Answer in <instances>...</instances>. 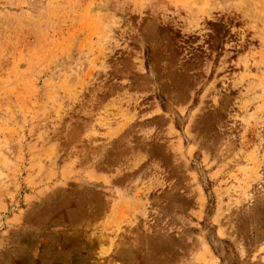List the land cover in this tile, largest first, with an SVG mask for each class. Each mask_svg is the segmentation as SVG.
Returning a JSON list of instances; mask_svg holds the SVG:
<instances>
[{
    "label": "rangeland",
    "instance_id": "obj_1",
    "mask_svg": "<svg viewBox=\"0 0 264 264\" xmlns=\"http://www.w3.org/2000/svg\"><path fill=\"white\" fill-rule=\"evenodd\" d=\"M0 264H264V0H0Z\"/></svg>",
    "mask_w": 264,
    "mask_h": 264
},
{
    "label": "trees",
    "instance_id": "obj_2",
    "mask_svg": "<svg viewBox=\"0 0 264 264\" xmlns=\"http://www.w3.org/2000/svg\"><path fill=\"white\" fill-rule=\"evenodd\" d=\"M177 48H179L178 44H173L170 46V44H167L165 46V52H164V57L159 59H152L146 58V69L149 70L150 68L153 70L154 76H155V81L158 82L161 80V74L162 72H166L168 76H180V72H183L184 69H182L181 66L179 65L178 61L181 59V54H178L177 58ZM164 50H162L163 52ZM160 52V53H162ZM169 54V55H168ZM160 55V54H159ZM162 65V69L157 68L158 66ZM165 65V67H164ZM156 68V69H155ZM181 68V69H180ZM168 72H173L169 73ZM159 261H162L164 263H168L167 260L165 259H160Z\"/></svg>",
    "mask_w": 264,
    "mask_h": 264
}]
</instances>
